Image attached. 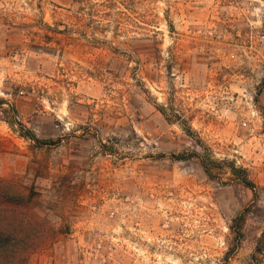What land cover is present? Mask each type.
Here are the masks:
<instances>
[{
  "label": "rangeland",
  "instance_id": "obj_1",
  "mask_svg": "<svg viewBox=\"0 0 264 264\" xmlns=\"http://www.w3.org/2000/svg\"><path fill=\"white\" fill-rule=\"evenodd\" d=\"M0 180L14 264H264V0H0Z\"/></svg>",
  "mask_w": 264,
  "mask_h": 264
},
{
  "label": "trees",
  "instance_id": "obj_2",
  "mask_svg": "<svg viewBox=\"0 0 264 264\" xmlns=\"http://www.w3.org/2000/svg\"><path fill=\"white\" fill-rule=\"evenodd\" d=\"M29 136L27 135V138L38 141L33 135ZM41 144L46 143L43 141ZM230 173L243 185L254 189L245 169L232 165ZM25 199L26 195L16 186L0 180V264H14L31 245V226L15 208L8 207L20 205ZM240 220L242 221V218Z\"/></svg>",
  "mask_w": 264,
  "mask_h": 264
}]
</instances>
